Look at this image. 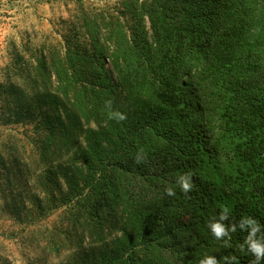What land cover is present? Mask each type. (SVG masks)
I'll list each match as a JSON object with an SVG mask.
<instances>
[{"label": "trees", "instance_id": "obj_1", "mask_svg": "<svg viewBox=\"0 0 264 264\" xmlns=\"http://www.w3.org/2000/svg\"><path fill=\"white\" fill-rule=\"evenodd\" d=\"M126 1L128 31L82 11L37 59L62 200L99 242L119 221L92 264H264V0Z\"/></svg>", "mask_w": 264, "mask_h": 264}, {"label": "rangeland", "instance_id": "obj_2", "mask_svg": "<svg viewBox=\"0 0 264 264\" xmlns=\"http://www.w3.org/2000/svg\"><path fill=\"white\" fill-rule=\"evenodd\" d=\"M132 9L126 0H0V264H92L118 234L119 221L112 228L105 217L106 239H93L92 222L61 198L76 156L58 140L42 144L57 93L37 59L42 46L61 52L65 36L86 42L82 11L128 31Z\"/></svg>", "mask_w": 264, "mask_h": 264}, {"label": "clouds", "instance_id": "obj_3", "mask_svg": "<svg viewBox=\"0 0 264 264\" xmlns=\"http://www.w3.org/2000/svg\"><path fill=\"white\" fill-rule=\"evenodd\" d=\"M121 119H124V117L122 116ZM191 187H192L191 185H189V184H185V185H183V187H182V191L186 193L187 191H189V190L191 189ZM169 194H172V193L169 192ZM214 231H215V233H216L217 235H219L220 232H221V228H220V227H215V228H214ZM257 251H259V250H257Z\"/></svg>", "mask_w": 264, "mask_h": 264}]
</instances>
